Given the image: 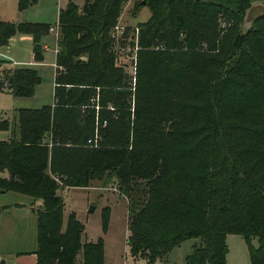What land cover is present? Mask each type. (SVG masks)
Here are the masks:
<instances>
[{
    "label": "trees",
    "instance_id": "1",
    "mask_svg": "<svg viewBox=\"0 0 264 264\" xmlns=\"http://www.w3.org/2000/svg\"><path fill=\"white\" fill-rule=\"evenodd\" d=\"M36 1L18 0L17 8ZM125 1L84 0L78 7L70 0L61 8L52 104L17 108L15 123L0 121V129L18 130V136L0 140V193L41 200L36 264H104L102 238L83 241L84 225L74 212L63 227L58 191L60 185L110 180L127 199L132 255L164 260L183 241L199 239L186 264H226L227 236L238 234L251 264H264V87L247 99L226 94L235 84L249 95L243 81L251 74L248 65L242 79L231 77L237 67L220 79L237 51H247L264 68L255 40L264 38V16L243 34L239 27L250 0H230V6L146 0L150 16L137 25L131 84L110 32ZM221 11L238 22L224 41L217 29ZM49 28L0 20V46L16 34L30 35L34 60L41 61ZM204 40L206 49H196ZM157 44L169 51L160 52ZM5 63L0 60V90L32 97L38 72L1 68ZM108 218L106 207L104 231Z\"/></svg>",
    "mask_w": 264,
    "mask_h": 264
},
{
    "label": "rangeland",
    "instance_id": "2",
    "mask_svg": "<svg viewBox=\"0 0 264 264\" xmlns=\"http://www.w3.org/2000/svg\"><path fill=\"white\" fill-rule=\"evenodd\" d=\"M70 0H61V8H64ZM78 7H81L84 0H71ZM144 1V4H142ZM221 1L224 6L231 5L230 0H213ZM60 0H37V3L33 6L35 17L43 19L41 23L50 24L54 27L57 23V13H55L56 6ZM146 0H127L122 3L118 21L111 29L114 31L117 38L114 39L113 50L116 55L118 64L125 65V71L128 74V79L131 84L135 82L136 75V44L138 43V28L137 25L141 22H145L150 16V9L145 5ZM135 7V8H134ZM40 9V10H39ZM38 10V11H37ZM135 12V15L132 13ZM230 12L221 11L217 15V29L219 31V41L226 39L230 36V29L236 27L237 19H230L228 16ZM223 21L224 23H220ZM31 22V21H30ZM39 22V21H38ZM235 22V25H234ZM234 25V26H233ZM50 36L46 37L45 43L49 46V49L42 52V60L36 63H27L31 61L30 53L27 54L24 50H19L17 56L6 53L9 57L0 56V60H11L18 66L34 67L38 72L41 80L35 87V92L32 97H14L6 90H0V121L9 120L10 123H15V109L17 108H39L42 105H50L53 102V88H54V75L55 67L53 65L55 61L56 47L54 32L49 30ZM255 40L259 46L256 49L259 56L264 61V38L255 36ZM159 46V44H157ZM5 47V46H4ZM165 47V46H164ZM163 45L157 47L160 52L169 51L165 50ZM207 42L204 40L196 44V49H206ZM2 48V47H1ZM6 48V47H5ZM184 50L187 49L184 43ZM3 49H0L2 52ZM31 51V49H30ZM5 54V55H6ZM239 51L235 56H232L226 67L221 71L220 79H223L227 75L231 68H239L237 72L235 70L231 74V77L235 79H242L240 74L246 72L244 65L249 66L248 72L251 74L243 81L247 83L249 95L244 93L241 85H231L228 87L226 94L232 95L235 99H247L253 96H259L262 93L264 82L263 73L264 68L252 58V56L245 51V53L239 54L241 62L237 63ZM26 56V57H25ZM23 57V58H22ZM26 62V63H20ZM259 92V93H254ZM18 136V130L15 132L12 128L0 129V140H9L15 134ZM98 138V137H96ZM99 140V139H97ZM60 185L59 194L62 195L64 203V220L70 212H74L78 221L84 225L83 241H96L99 237L103 240L104 251V264H186L187 256L192 252L193 245L199 239H188L175 246L167 255L166 259L156 258L154 261L148 260L143 255H132L130 253L127 244V200L124 196L120 195L117 186L113 180L110 181H92L87 187H65ZM8 200H19V197H29L17 192H11L7 194ZM26 199V198H25ZM90 207H93L92 211ZM108 207L109 218L107 228L104 231L102 229V211ZM227 264H251L248 246L245 238L238 234H230L227 239ZM256 245V241H253ZM80 255L78 256V258Z\"/></svg>",
    "mask_w": 264,
    "mask_h": 264
},
{
    "label": "crops",
    "instance_id": "3",
    "mask_svg": "<svg viewBox=\"0 0 264 264\" xmlns=\"http://www.w3.org/2000/svg\"><path fill=\"white\" fill-rule=\"evenodd\" d=\"M36 3L37 1L34 4L29 5L23 11H19L17 8L18 0H0V20L7 22L43 21V19L35 17L36 15L32 8ZM60 9H61V0L60 2H58L55 9V13H57V20ZM50 35L51 34L49 33L42 40L43 51L49 49V46L45 43V39ZM53 35L55 37V34ZM55 44H56V38H55ZM5 47L0 46V49H3L2 52L0 51V56L2 57L3 56L9 57L6 53L8 54L10 53L9 51H6V49L14 51L11 54L15 56L19 54V53L16 54L19 50H24L26 52V56L29 53L31 55V61H29L27 65L31 63L33 64L39 62L34 60L32 38L30 35L16 34L9 40L8 45H6ZM20 63H26V62H20ZM53 65L55 67V61ZM24 67H28V66H18L11 60H7L5 65H1V68H24ZM31 68L35 69L34 67ZM11 192L13 191L0 193V258L5 259L6 263L36 264L37 262L36 210L39 209L41 205V200H35L32 196L26 194L24 195L29 197H19L20 198L19 200L6 199L5 196ZM68 215L64 220V211H63V227H65L67 223ZM194 244H198V241H196V243Z\"/></svg>",
    "mask_w": 264,
    "mask_h": 264
},
{
    "label": "water",
    "instance_id": "4",
    "mask_svg": "<svg viewBox=\"0 0 264 264\" xmlns=\"http://www.w3.org/2000/svg\"><path fill=\"white\" fill-rule=\"evenodd\" d=\"M144 4V1H142ZM264 16V0H250V5L245 9L242 22L239 27V31L246 34L248 30L252 27L253 22ZM93 207H90L89 211H92ZM0 264H15L6 263L5 259L0 258Z\"/></svg>",
    "mask_w": 264,
    "mask_h": 264
},
{
    "label": "built area",
    "instance_id": "5",
    "mask_svg": "<svg viewBox=\"0 0 264 264\" xmlns=\"http://www.w3.org/2000/svg\"><path fill=\"white\" fill-rule=\"evenodd\" d=\"M49 30H51V31L54 32V34H55V38H56V43H57V39H58V28H57V26H56V25H55L54 27L50 26ZM111 37H112L113 39H116V38H117V36H116V34L114 33V31L111 32ZM137 49H138V45L136 44V49H135V50L137 51ZM54 52H55V54H56V52H57V46L55 47ZM96 137H97V136H96ZM95 142H96V141H95ZM88 143H91V140H88Z\"/></svg>",
    "mask_w": 264,
    "mask_h": 264
}]
</instances>
